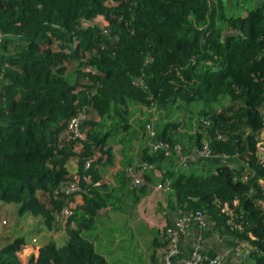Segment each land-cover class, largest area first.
<instances>
[{
	"label": "trees",
	"instance_id": "trees-1",
	"mask_svg": "<svg viewBox=\"0 0 264 264\" xmlns=\"http://www.w3.org/2000/svg\"><path fill=\"white\" fill-rule=\"evenodd\" d=\"M257 1L0 0V202L70 236L41 246L27 264H110L82 231L101 209L123 206L124 197L136 204L159 184L180 215L201 212L252 246L237 264H264V0ZM136 104L154 113L134 119ZM83 111L84 138H70L69 121ZM118 136L124 162L114 177L124 197L100 190V166L117 158L110 142ZM156 143L162 147L153 150ZM86 174L82 192H66ZM11 235H0V264H22L25 238Z\"/></svg>",
	"mask_w": 264,
	"mask_h": 264
},
{
	"label": "crops",
	"instance_id": "crops-1",
	"mask_svg": "<svg viewBox=\"0 0 264 264\" xmlns=\"http://www.w3.org/2000/svg\"><path fill=\"white\" fill-rule=\"evenodd\" d=\"M259 1L263 2V0ZM3 83L4 81L0 80V92ZM142 107V105L135 106V108L132 106L133 118L141 116ZM120 137L110 142L117 150V158L106 167L100 166L104 179V187L101 186L100 190L105 193L112 189L115 196L124 197V191L116 190L117 184L114 177L124 162L119 153L121 145L118 140ZM68 168L72 174L78 173L80 170L78 160L71 158ZM124 198L126 202L122 203L123 206L108 205L101 209L92 221L91 228L82 231V235L90 236V239L94 237L97 249L107 254L110 264H117L126 259L120 253V248L123 246L127 250L128 258L136 257L129 250L131 245L134 247L138 245L140 250H143L139 255L143 264H164V255L167 250V243L165 244L164 240L169 229L179 233L178 253L173 257L174 264H181L195 251H200L202 254L200 264H237L240 257H246L252 249L250 244L237 241L223 233L221 228L208 218L204 224L195 220L181 229L179 225L181 215L171 206L175 197L167 186L164 190H159L158 185H152L151 191L141 197L136 204H132L131 197ZM73 200L77 206L83 203L81 194H76ZM2 212H12L16 217L14 227L11 228L8 236L2 233L3 231L0 232L3 236L1 241H6L11 234L12 237L18 235L25 238V245L18 253L22 264H27L31 255L37 256L40 247L49 241L52 240L58 246H62L69 240L70 236L64 226L57 231L48 228L40 217L28 214L20 216L16 204L0 202V214ZM72 227H77L75 221L72 222ZM163 231L165 235L162 236ZM128 234L131 235V244L126 238ZM142 243L144 245H141ZM216 259H219L220 263H215Z\"/></svg>",
	"mask_w": 264,
	"mask_h": 264
},
{
	"label": "built area",
	"instance_id": "built-area-1",
	"mask_svg": "<svg viewBox=\"0 0 264 264\" xmlns=\"http://www.w3.org/2000/svg\"><path fill=\"white\" fill-rule=\"evenodd\" d=\"M7 35L0 33V47L3 45ZM1 78V75H0ZM88 118V113L86 111L80 112L78 115L73 117L68 124L67 128V135L70 138H84V134L81 129V124L83 121H85ZM1 124V122H0ZM148 130L150 132V135H154L155 132L150 128L148 125ZM261 138L264 139V128L261 133ZM160 147H162L161 143H156L153 147V150H158ZM205 155H208L207 153V147H205L204 151L202 152ZM90 166V161L87 162L86 168ZM91 183V178L89 175H82L79 177H75L73 181L65 185V190L67 193L71 192H77L80 193L84 190L85 186ZM158 187H161L159 184ZM72 214V210L69 206L65 208V215L68 217ZM206 216L202 214L201 212H197L195 215H181V219L179 222V225L181 229H184L187 225L192 223L193 221L197 220L201 224L205 223ZM166 242H167V250L164 255V264H174L173 263V257L178 253V242H179V233L177 231H173L171 229L167 230L166 233ZM202 261V254L200 251H195L192 256L186 260H183L181 264H200ZM215 263H220L219 259H216Z\"/></svg>",
	"mask_w": 264,
	"mask_h": 264
},
{
	"label": "rangeland",
	"instance_id": "rangeland-1",
	"mask_svg": "<svg viewBox=\"0 0 264 264\" xmlns=\"http://www.w3.org/2000/svg\"><path fill=\"white\" fill-rule=\"evenodd\" d=\"M257 4H259V3H261V1H257L256 2ZM96 20L97 21H99V22H102V23H105V21H104V18L102 17V16H99L98 18H96ZM135 106H140L139 104H136V105H134V108H135ZM145 106H143L142 108H143V110L140 112L141 113V116H138V117H143V116H145V113H147V112H151V113H154V110H151V111H149L146 107L144 108ZM133 108V109H134ZM135 115V114H134ZM137 117V118H138ZM135 119V118H134ZM149 126H150V128L154 131V128H153V122L152 123H149L148 124ZM148 125H147V127H148ZM164 185H161V187H158L159 188V190H164ZM12 204V203H11ZM12 205H15V204H12ZM15 217L16 216H14V214L12 213V212H2L1 214H0V218H2V219H0V232L1 231H3V233L4 234H7V233H9V231L11 230V228H13L14 227V223H15ZM163 235H165V232L163 231V233H162V236ZM154 237V236H153ZM126 238L128 239V241L130 242V244H131V235L130 234H128V235H126ZM141 245H144V243H142ZM132 247H130L129 248V250L131 251V252H133L134 254H135V256L136 257H132V258H128L127 257V250L125 249V247L123 246V247H121L120 248V253L122 254V256L123 257H125L126 259H124V260H121V262H119V263H117V264H143V262H142V260H141V258H140V256L139 255H141L142 253H141V251H143V250H140V247H138V245H135V247H134V245H131ZM99 251H102V250H100V249H98ZM128 250V251H129Z\"/></svg>",
	"mask_w": 264,
	"mask_h": 264
}]
</instances>
